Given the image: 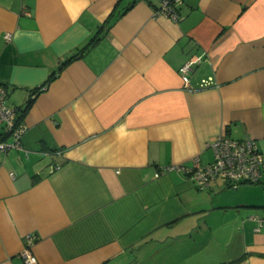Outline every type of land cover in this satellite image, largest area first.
<instances>
[{"label":"crops","instance_id":"obj_1","mask_svg":"<svg viewBox=\"0 0 264 264\" xmlns=\"http://www.w3.org/2000/svg\"><path fill=\"white\" fill-rule=\"evenodd\" d=\"M178 13L0 0L8 102L23 108L54 75L23 113L22 148L0 150V264H25L26 246L35 264H264L249 219L264 214V175L199 190L165 168L208 163L220 133L264 154V0H182Z\"/></svg>","mask_w":264,"mask_h":264},{"label":"built area","instance_id":"obj_2","mask_svg":"<svg viewBox=\"0 0 264 264\" xmlns=\"http://www.w3.org/2000/svg\"><path fill=\"white\" fill-rule=\"evenodd\" d=\"M181 3L182 0H153V13L178 20V7ZM6 36L9 37L8 34ZM192 62L193 58H190L179 67L183 85L188 90H192L189 76ZM45 87L46 85H43L41 89ZM16 117L17 108L8 102L7 89L0 85V126L11 138L10 141L0 140V150L22 148L21 137L26 130V125L23 122H17ZM208 147L212 151V158L206 164H201L199 157L195 156L190 165H168L165 168L190 174L199 190L207 188L211 182L218 179L227 182L231 187H237L240 184L256 183L264 175V154L254 139H235L220 133L209 141ZM249 219L256 222L254 228L256 231L264 229V214L251 215ZM20 255L25 264H35L37 261L27 246L22 249Z\"/></svg>","mask_w":264,"mask_h":264},{"label":"trees","instance_id":"obj_3","mask_svg":"<svg viewBox=\"0 0 264 264\" xmlns=\"http://www.w3.org/2000/svg\"><path fill=\"white\" fill-rule=\"evenodd\" d=\"M98 39V35L93 37L90 42L88 44H86L83 48L79 49L78 52H75L73 55H71L69 58H67L64 62L61 63L60 67L58 68V70L56 72H58L63 65H65L68 61H70L72 58H75V57H78L79 55H81L85 50H87L90 46H92ZM54 75H50L48 80H46L44 82V84H42L41 86L43 85H46L50 79L53 78ZM41 86H38L36 88H33L32 89V93H31V96L30 98L28 99V101L25 103L24 107L23 108H17V122H22V116H23V113L25 112V110L27 109V107L31 104L32 100H33V97L41 91ZM236 261H232V262H227V263H223V264H235Z\"/></svg>","mask_w":264,"mask_h":264}]
</instances>
